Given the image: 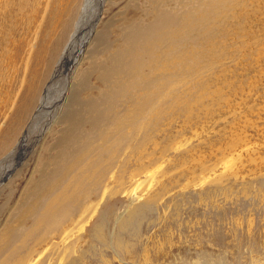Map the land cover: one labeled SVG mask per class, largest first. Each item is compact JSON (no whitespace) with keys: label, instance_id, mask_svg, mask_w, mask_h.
<instances>
[{"label":"rangeland","instance_id":"rangeland-1","mask_svg":"<svg viewBox=\"0 0 264 264\" xmlns=\"http://www.w3.org/2000/svg\"><path fill=\"white\" fill-rule=\"evenodd\" d=\"M199 1L104 0L71 81L17 168L1 179L0 249L12 240V229H32L33 203L50 188L49 175L59 172L65 153L91 151L105 118L135 113L160 82L167 87L162 119L155 138L148 128L143 158L130 160L126 170L120 158L107 188H99L110 198L102 190L84 199L83 212L61 238L52 234L42 242L41 228L24 236L37 252L33 260L44 261L47 253H41L51 245L57 251L76 243V235L84 238L110 212L102 239L79 241L78 264H264V0H206L201 14ZM42 2L38 23L30 24L36 18L31 10L12 31L0 27V163L14 151L12 160L31 120L38 121L41 98L58 79L53 73L67 47L71 53L86 37L80 39L83 30L77 34L89 18L85 0ZM192 7V28L178 38L175 68L168 70L171 40L158 36L160 46L151 29L157 17L172 12L181 28ZM74 39H80L75 49ZM150 199L152 209L136 219L140 226L118 227L131 204ZM117 238L127 241L126 255L117 253Z\"/></svg>","mask_w":264,"mask_h":264},{"label":"bare ground","instance_id":"bare-ground-1","mask_svg":"<svg viewBox=\"0 0 264 264\" xmlns=\"http://www.w3.org/2000/svg\"><path fill=\"white\" fill-rule=\"evenodd\" d=\"M42 1L43 0H0V27H2L3 31H12V29L14 28V23H16L17 21V23H19L20 20L25 18L31 10V14H34L36 18L31 19L30 24L38 23L40 12L42 11ZM103 2L104 0H85V5L82 9H85V11H87L85 14H89V18L85 26L77 30V34L79 30H83L80 39L82 40L83 37H86L81 41L80 47L78 46L80 39H74L72 41L73 45L71 48L74 47L73 49H75V47H79L78 49H75L76 51L72 50V52L70 53V47H67L69 50H65V56H62V59H60L61 62L62 60H65L63 61V66H56V70L53 73L55 74L54 78L58 79H54L55 81L47 86L45 95L43 96V98H41L42 100L40 102V105L42 103L43 107L38 111V121L35 124L33 120H31L32 123H30V125L28 126L29 128H31H27V133H25L21 142H18L16 147L17 149L15 148V150L17 151L16 154L12 157V160H10V158L14 151L11 154L8 153V155L10 156H6V159H4L3 162L0 163V182L6 179V177H8L12 173L14 168H17L19 164L17 160L19 159L20 155H23V153L27 150L29 143H31L34 139V135L41 128L39 126L42 125L41 121H43V117H45L46 113L50 111L51 107L55 104L60 90L62 91L63 89H65L66 85L71 81L75 68L81 59L86 45L89 43L88 40L91 34L94 32V29L96 27L95 25L97 24L98 20H96V18H98L99 16ZM198 3H203L202 5L197 7V13L201 14L206 11V0H201ZM194 8L195 7H192L187 11V13L185 14L186 17H182L183 25L181 28H178L177 26V23L181 20L178 18V14H175L173 12L166 14L160 18L157 17V22L156 19L152 17L156 22L154 26L152 25L153 28L151 29L155 35L156 42H158L160 46L163 43V40L161 38H157L158 36H166L168 41L171 40V42H169L171 44V56L169 64L165 65V68L168 70L172 66H174L175 68V52L177 51V48H179L178 46L176 47V45L178 44V38L184 39V37H187L188 34L184 36L186 34V31L190 32V28H192L190 24V16L192 15ZM160 15L162 14H159L158 16ZM23 21L24 20H22L21 22ZM136 26L137 25H135V27ZM166 32L168 33L166 34ZM66 60H68L67 64ZM180 66L181 68H183V62L180 63ZM151 73L155 75V81H159L157 78L159 75L157 70L153 69ZM172 78L174 81L175 77ZM61 79L62 82L65 83L59 89V86L62 83ZM156 84L158 86L156 88L157 91L154 90L155 92L151 96L149 95L151 100L145 102L141 106L135 105V113L131 114L129 112H125L123 115H115L111 118H105L103 124L106 125V129L99 130L97 132L95 136L97 145L92 146L94 148L91 151L85 152L78 147V151H76L75 153H65L64 160L62 161L60 169L58 170L59 172L49 175L48 180L50 179L51 181L50 188L48 187V189H45V194L41 198H39L36 203H33L31 214L33 213L35 223L34 225L32 224V229L31 227L27 229L23 228V230L20 232L21 229H17V227H13L14 229L11 228L12 240L5 246V248L0 249V264H33L34 262V264H37L36 262L41 258L39 257L40 259H36L37 261L35 259L33 260V256L37 252L29 248L31 247V244L28 243L27 239H25L24 236H29L30 233H33L32 231L41 228L40 230L43 231V235L39 238L40 241L47 242V240L51 239L50 236L52 237V234H56L57 237L61 238L64 234L67 233V231L69 230L68 228L74 226L77 220L76 218L83 212V208L85 206L83 202L84 199H90L96 196L100 191L103 190L99 188H107L109 184V172L110 170L113 171L114 164L116 162H119L120 158H123L120 164L122 170H126L130 160L133 159L139 161L143 158L142 156L144 155V147L148 140V128L152 127L151 129L155 130V134L153 133V138H155L157 126H159L158 124L160 123V119H162V108L160 104H162V102H165L163 100L161 101V96L167 87H164V85H162V83L160 82H156ZM148 87L150 86H143L141 92L146 94ZM149 90L148 92H151ZM169 90L170 92L172 91L171 85L169 87ZM154 104L157 105V107ZM40 105L39 107H41ZM170 108H173V104L170 105ZM131 115H133V117ZM34 121H36V116L34 118ZM99 126L100 122L98 121L93 124L94 132L96 131V129H98ZM129 130H132L131 134H129ZM129 142L131 143V146L129 145ZM110 195L111 194H109L106 189L103 190V196L110 198ZM153 202L154 201L150 199L143 202L142 204H131L130 209H128L123 215L118 218L121 220V224H119L118 227L124 228L125 226H134L136 224L139 225L140 220L136 219L140 216L146 215V213L152 209ZM112 218L113 213L110 214V212H108V216L103 217L102 220L99 221L100 223L90 226L91 228L86 231L84 235L86 238H84L87 239V241L92 238L102 239V237L105 236L102 225H105V222L109 223ZM94 221H96V219ZM72 231L73 229H71L69 233H71ZM134 234L135 233L129 235L128 233V237H135ZM84 238L82 235H76V243L66 246L63 245V247H60V249L57 251H54L56 247L55 244L51 245L48 250L41 253L42 255L45 253L47 254L46 256L43 255L45 257L44 259L42 258L44 261H41L38 264H51L49 263L48 259L52 255L57 256L54 264H78L79 260L76 259L78 252H76V249L79 248V241ZM19 239H21L22 241L21 244L13 247L12 244L19 241ZM117 239L120 240L116 243L117 253L126 255L128 246L127 241L120 238ZM133 239H131V241ZM146 255L148 257V253L145 254V256Z\"/></svg>","mask_w":264,"mask_h":264}]
</instances>
